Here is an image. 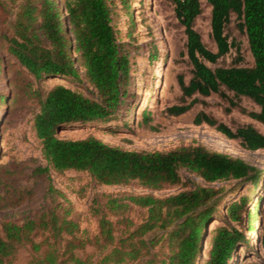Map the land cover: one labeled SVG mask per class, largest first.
<instances>
[{"label":"trees","instance_id":"1","mask_svg":"<svg viewBox=\"0 0 264 264\" xmlns=\"http://www.w3.org/2000/svg\"><path fill=\"white\" fill-rule=\"evenodd\" d=\"M121 1L130 8L129 0ZM169 1L185 28L192 77L188 83L183 76L178 77L182 100L168 108L167 114L182 116L200 102L198 97L213 96L228 101L226 112L231 113L241 108L240 102L246 98L259 111L241 108L242 112L264 126V0H205L211 8V36L216 51L207 49L195 30V21L202 14L200 0ZM8 2L16 13L11 34H1L0 44L6 46L9 55L37 81L46 78L79 81L82 70L100 98V101L92 99L61 84L45 92L35 91L39 111L34 118V130L47 163L44 168L38 167L36 174H48L50 169L58 173L73 170L86 172L106 186L138 182L148 190L159 191L181 185L180 172L186 170L207 184L251 183L252 194L256 192L264 180V172L240 157L192 146L169 152H137L110 146L96 138L75 141L57 138L56 132L64 126L115 118L128 95L131 66L113 25L115 0H61V5L56 0ZM233 16L239 20L238 30L247 38L253 58L250 67L241 66L239 46L226 33ZM233 49L237 56L232 65L209 67L208 63L218 64ZM1 68L0 58V74ZM3 102L2 98L0 106ZM142 112L139 114L145 115L146 111ZM148 119L149 115L145 122ZM194 124L214 128L226 138L239 141L247 151L264 150V135L251 125L233 130L203 112L197 114ZM262 190L264 193V186ZM49 191L53 192L51 186ZM224 192V187H196L165 198L138 195L110 199L106 206L114 216L137 207L146 210L147 217L134 225L131 232L117 238L108 214L100 215L95 241V247L103 255L99 264H198L208 234L210 248L204 264H231L233 259L238 264L237 252L252 247L246 233L228 226H217L210 232L207 229L208 223L218 216ZM249 201L250 197H242L230 204L226 209L228 219L243 221L242 214ZM260 202L261 198L252 213L248 212L250 232L260 228ZM69 213L62 217L53 209L23 223L5 222L0 235V264H12L22 247L30 248V264H87L77 254L86 248V243L78 237L79 223L69 219ZM38 237L42 239L37 241ZM258 239L264 247V234Z\"/></svg>","mask_w":264,"mask_h":264},{"label":"rangeland","instance_id":"2","mask_svg":"<svg viewBox=\"0 0 264 264\" xmlns=\"http://www.w3.org/2000/svg\"><path fill=\"white\" fill-rule=\"evenodd\" d=\"M8 1L0 0V35L11 34L15 18L16 10ZM56 1L57 4L61 2ZM1 2H6V5H1ZM129 3L128 9L121 0H115L113 13V25L118 32V40L123 46V52L127 53L131 66V86L121 110L111 120L64 126L56 132L57 138L74 141L96 138L110 146L137 152H169L182 147H201L210 152L240 157L252 167L264 172V150L247 151L239 141L226 138L214 128L205 124H194L197 114L203 112L233 130L251 125L264 135V126L242 112V109L247 112L259 111L250 100L242 98V109H233L231 113H227L228 101L217 96L198 97L200 102L188 113L179 117L167 114L168 108L179 105L182 100L178 77L183 76L186 83L192 77V66L186 55L185 28L177 19L175 6L169 0H129ZM200 3L202 14L195 21V30L200 34L207 49L216 51L211 36V8L205 0H200ZM238 23L237 17L233 16L226 33L230 41L239 46L243 57L241 66L250 67L253 65V58L246 36L237 28ZM236 56V50L233 49L218 64L208 65L212 69L228 67ZM73 57L76 58L77 54H73ZM0 58V104L2 98L5 99L0 106V235L7 221L23 223L28 218H38L53 209L62 217L70 212L67 217L79 223L78 237L86 243L84 250L77 251L78 256L87 261V264H99L103 255L95 247V241L99 232L100 215L105 212L108 214L107 219L113 222L117 238L131 232L134 225L142 223L147 217V211L137 207H130L125 214L114 216L108 213L106 206L110 199L138 195L165 198L196 187H224V199L218 207V216L208 223V231L217 226H228L246 233L252 247L241 248L237 252V263L264 264V247L261 241L256 243L257 238L261 240L264 234V180L252 194L251 183L239 185L236 181H230L207 184L186 170L180 172L181 185L159 191L148 190L138 182L124 186H106L97 183L86 172L73 170L58 173L50 169L48 174H36L35 170L38 167H46L47 163L41 152V142L34 130V118L39 111L35 91L45 92L53 85L61 84L92 99L100 101V98L96 89L84 77L82 70L79 81L60 78L37 81L9 55L6 46L1 44ZM142 111H146L145 115L139 114L143 113ZM147 114L149 119L145 122ZM50 186L53 192L49 191ZM242 197L251 198L244 208L245 211L243 210V221L228 219L227 207ZM260 198V228L250 232L248 212L252 213ZM41 239L42 237H38L37 241ZM209 243L208 234L198 264H204L206 261ZM165 251L168 252V249ZM31 260L30 248L22 247L12 264H30Z\"/></svg>","mask_w":264,"mask_h":264},{"label":"bare ground","instance_id":"3","mask_svg":"<svg viewBox=\"0 0 264 264\" xmlns=\"http://www.w3.org/2000/svg\"><path fill=\"white\" fill-rule=\"evenodd\" d=\"M258 239V238H257ZM256 243H258V241L256 240ZM231 264H235V259H233L232 261H231Z\"/></svg>","mask_w":264,"mask_h":264},{"label":"water","instance_id":"4","mask_svg":"<svg viewBox=\"0 0 264 264\" xmlns=\"http://www.w3.org/2000/svg\"><path fill=\"white\" fill-rule=\"evenodd\" d=\"M257 241L259 242V239H257Z\"/></svg>","mask_w":264,"mask_h":264}]
</instances>
